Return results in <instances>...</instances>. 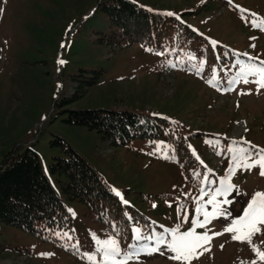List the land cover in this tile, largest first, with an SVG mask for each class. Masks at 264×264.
Wrapping results in <instances>:
<instances>
[{"label": "rangeland", "instance_id": "rangeland-1", "mask_svg": "<svg viewBox=\"0 0 264 264\" xmlns=\"http://www.w3.org/2000/svg\"><path fill=\"white\" fill-rule=\"evenodd\" d=\"M103 1L0 0V160L12 149L21 152L31 147L62 196L61 182L67 179L49 169L53 157L63 156L62 149L51 143L60 136L91 164L111 191L118 190L126 205L142 212L149 222L132 220L131 232L122 242L84 203L65 199L73 224L71 231L56 233L60 240L56 243L1 224L0 264H93L88 256L94 255L98 262L102 255L96 251V240L109 238L116 239L122 249L117 264L123 252L130 251V244L140 248L141 255L125 264H179L169 259L172 253L166 245L145 254L153 242L137 244L132 230L140 229L142 236L155 233L169 242L172 230L182 233L193 228V219L203 220L196 212L197 204L206 203L229 168L228 144L243 138L264 148V88L257 90L256 76L242 75L247 66L264 60V31L251 27L242 18L247 13L239 10L264 20V0H132L149 11L174 13L188 25H178L179 32L171 27L172 41L150 45L121 36L117 43L108 44L104 39L115 28L102 9ZM213 40L216 46L210 43ZM58 60L65 63L58 64ZM93 71L100 75L95 77ZM74 74H79L77 82H72ZM213 75L216 80L209 84ZM92 78L95 82L87 83ZM75 90L78 97L65 102ZM68 108H126L167 119L184 135L187 152L196 161L194 184L180 166L168 135L134 137L127 145L113 147L96 130L65 122ZM206 141L219 144L214 147ZM259 172V167L237 169L231 182L242 194L232 192L227 199L235 202L222 205L232 217H217L195 231L203 234L210 229L212 236L241 215L253 193L264 192V176ZM205 210L210 212L211 205ZM231 236L227 232L212 236L205 245L210 250L190 264H240L256 259L247 242ZM253 243L264 251V234L254 236Z\"/></svg>", "mask_w": 264, "mask_h": 264}, {"label": "trees", "instance_id": "trees-1", "mask_svg": "<svg viewBox=\"0 0 264 264\" xmlns=\"http://www.w3.org/2000/svg\"><path fill=\"white\" fill-rule=\"evenodd\" d=\"M102 9L110 19L111 27L115 28L113 34L104 39L108 44L117 43L118 36L143 45L167 39L172 41L173 36L168 35L171 27L178 29L177 32L178 25L188 27L174 16L149 11L132 0H104ZM93 72L95 77L100 75L98 71ZM78 76L74 74L72 82H77ZM94 78L87 83H94ZM78 87H81L80 83ZM77 92L75 90L73 97L65 102L78 97ZM64 111L67 113L65 122L96 130L113 147L127 145L134 137L168 135L175 143L181 167L194 184L192 173L196 161L187 152L184 135L167 119L140 115L126 108H68ZM51 143L63 151V156L53 157L49 166L51 173L64 175L67 179L64 182L59 180L62 196L48 180L34 149L8 151L0 160V228L1 224L17 226L56 243L60 241L56 233L71 231L73 224L65 199L84 203L122 242L131 232L132 220L149 222L142 212L124 204L100 179L91 164L62 137L55 136Z\"/></svg>", "mask_w": 264, "mask_h": 264}, {"label": "snow or ice", "instance_id": "snow-or-ice-1", "mask_svg": "<svg viewBox=\"0 0 264 264\" xmlns=\"http://www.w3.org/2000/svg\"><path fill=\"white\" fill-rule=\"evenodd\" d=\"M231 3V0H229ZM241 13H247V16L242 17L247 19L251 27L264 31V20L258 18L256 13H251L246 9L240 8ZM3 12V9L0 8V13ZM165 15L173 16L174 13L167 12ZM176 18L179 20L180 17L177 15ZM71 31V26L69 28ZM250 39H255L251 37ZM213 46L218 44L217 41H210ZM255 47V45H251ZM61 47H64L62 44ZM247 55V53H244ZM249 59H256L255 57H249ZM65 63L63 60H58V64ZM242 75H251L256 76L257 79L254 81L257 85V90L264 88V60H261L258 65L247 66V71L242 73ZM216 80L215 75L212 76V79L208 80L209 84H213ZM245 83L249 81L244 80ZM229 83H233L230 81ZM58 87H60L58 85ZM230 90V89H228ZM247 94V93H245ZM247 131V129H245ZM206 143L213 144L215 147L219 144V141H206ZM247 145V147H241L240 145ZM191 147V146H189ZM157 151H160V146H157ZM226 151L231 153V159L229 162V168L225 174V177L220 181V186L215 188L212 193L209 194L205 204H197L196 212L203 216V220L193 219L191 221L193 228L189 229L186 232H179L178 230H172V240L166 242L163 236L157 237L155 233H152L149 236H142L140 229H133L132 238L137 241V244L141 240L152 241L153 244L150 247L144 249L145 254L151 255L160 251V245H166L167 250L172 253L169 256V259L179 262V264H190L191 260L194 258H199L200 255H203V252L209 251L210 249L205 247L209 244L212 236L223 235L225 232L231 233V239L241 243L247 242L252 251L254 252L256 259L252 261H241L240 264H264V251H261L257 245L253 243V238L257 234H264L261 232V226H264V192L257 191L254 192L251 198L249 199L246 206L243 208L242 214L238 217L231 219L230 223L223 229L222 232H214L212 236L209 235L210 229H207L203 234H198L195 229L197 227L204 228L208 225L213 219L217 217H224L226 220L229 217H232V213L222 205H230L235 202L233 199H227L232 192L235 191L237 195L242 193L239 190V187L231 182L232 176L236 174V170H246L251 171L254 168L259 167L261 176H264V148H259L256 145L251 144L250 141H246L241 138L240 141L233 140L228 144ZM114 194L121 199L124 204H128V201L124 200L122 194L113 189ZM203 197V189L201 190ZM217 197H223L222 200H217ZM198 198V199H201ZM211 205L212 210L206 211V206ZM155 207V205H153ZM74 215V213H73ZM187 218V217H185ZM95 234H93L94 236ZM63 236L71 241L72 237L68 233H64ZM99 247L96 249L98 253H101V258L98 262L95 261L94 255H89L88 259L93 261V264H117V257H120L122 254V249L120 244L116 239H105V240H96ZM72 247H77V245H71ZM221 248L224 246L221 245ZM130 251L123 252V260L120 261V264H125L127 260H131L135 257L141 255V249L137 248L136 245H128ZM202 249V251H198ZM41 256H49L51 253H40Z\"/></svg>", "mask_w": 264, "mask_h": 264}]
</instances>
